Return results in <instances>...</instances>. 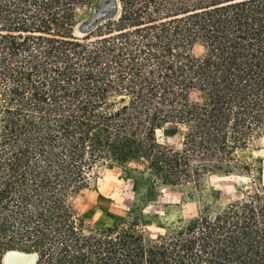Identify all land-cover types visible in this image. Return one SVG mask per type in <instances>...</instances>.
<instances>
[{
    "label": "trees",
    "instance_id": "16d2710c",
    "mask_svg": "<svg viewBox=\"0 0 264 264\" xmlns=\"http://www.w3.org/2000/svg\"><path fill=\"white\" fill-rule=\"evenodd\" d=\"M93 2L0 0V264H264V0H117L78 37ZM167 124L181 149L158 142ZM133 162L189 199L208 175L255 188L156 237L133 213L90 231L73 196Z\"/></svg>",
    "mask_w": 264,
    "mask_h": 264
},
{
    "label": "rangeland",
    "instance_id": "374dc122",
    "mask_svg": "<svg viewBox=\"0 0 264 264\" xmlns=\"http://www.w3.org/2000/svg\"><path fill=\"white\" fill-rule=\"evenodd\" d=\"M118 12L117 0H94L88 8L79 11L80 21L74 28L75 35L84 37L91 34L99 22L109 17L116 18ZM82 25L86 27L85 32L80 30ZM183 131L178 125L167 124L157 131V140L179 150L182 148ZM248 157L249 160L261 159L264 171V136L254 141ZM152 183L143 162H133L128 168L102 167L95 171L90 187L73 196L71 201L77 213L85 218L90 231L111 225V214L125 217L133 213L141 217L145 231L156 237L165 228L179 225L199 214H215L246 198L255 188L253 176L208 175L202 179L199 193L194 191L193 198L189 199V190L179 179L157 183L154 189L151 188ZM5 259L6 256L4 264Z\"/></svg>",
    "mask_w": 264,
    "mask_h": 264
},
{
    "label": "water",
    "instance_id": "95a60500",
    "mask_svg": "<svg viewBox=\"0 0 264 264\" xmlns=\"http://www.w3.org/2000/svg\"><path fill=\"white\" fill-rule=\"evenodd\" d=\"M82 32L86 31L85 26H81ZM6 264H34L36 256L33 254H27L19 251H10L6 254Z\"/></svg>",
    "mask_w": 264,
    "mask_h": 264
}]
</instances>
